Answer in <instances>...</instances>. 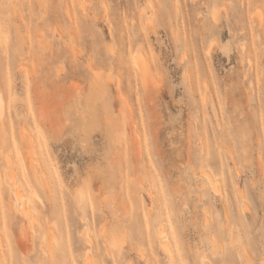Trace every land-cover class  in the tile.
Returning <instances> with one entry per match:
<instances>
[{"label":"rangeland","instance_id":"374dc122","mask_svg":"<svg viewBox=\"0 0 264 264\" xmlns=\"http://www.w3.org/2000/svg\"><path fill=\"white\" fill-rule=\"evenodd\" d=\"M0 82V264H264V0H0Z\"/></svg>","mask_w":264,"mask_h":264},{"label":"bare ground","instance_id":"6f19581e","mask_svg":"<svg viewBox=\"0 0 264 264\" xmlns=\"http://www.w3.org/2000/svg\"><path fill=\"white\" fill-rule=\"evenodd\" d=\"M260 15H259V17H263V15H261L262 13H259ZM261 17V18H262ZM262 20H263V18H262ZM213 45V44H212ZM211 45V46H212ZM210 46V47H211ZM209 47V49H208V51L210 52L213 48H210ZM213 47V46H212ZM212 52V51H211ZM210 52V53H211ZM145 55H143L141 52H138L136 55H135V64L137 65V68L139 69V72H140V76H141V79H142V81H143V83L145 84L146 83V79H147V77H148V74L150 73H148V71H150V70H148V68H149V66L147 67V65L148 64H146V62H145V57H144ZM150 76V75H149ZM3 82V81H2ZM5 88H4V86L1 84V82H0V112H2V110H3V113L5 112L4 111V102H5V100L6 99H4V95H5ZM2 115V114H1ZM4 115V114H3ZM2 115V116H3ZM130 115V114H129ZM132 116V115H131ZM1 117V116H0ZM135 125V124H134ZM134 128H135V126H134ZM137 130V129H136ZM11 156H12V154H10ZM9 155V157H11ZM8 160H9V158H7ZM14 158L12 157V160H13ZM7 163H8V165L10 166V170H12V172H11V174L10 175H8L7 176V178L9 179V183H10V185H12V190L14 191V193H15V195L16 194H21L22 195V198H23V201L21 200V198H19L18 199V196L16 195V198H17V200H19V201H22L20 204H19V206H16L17 207V209L20 211V213L27 219V220H29L28 222L30 223V220H32L33 221V219H35L34 218V212H33V207H32V204H31V201H30V196H29V194L28 193H25V195L23 194V193H21V192H19V191H21V190H19L18 191V189H17V187L16 186H18L19 184H21L22 183V181H21V178H19V176H18V178H19V181L18 182H21V183H19L18 184V182H17V185H15V187H13L14 186V183H15V181H14V178H15V173L16 172H14L16 169V166H14V164H13V162H12V164H11V162H8L7 161ZM14 170V171H13ZM17 171V170H16ZM19 175V174H18ZM206 176L208 177V180H209V182L213 185V187H216V184H215V179H214V177L211 175V174H209L208 172L206 173ZM22 186V185H21ZM24 186V185H23ZM22 186V188L24 189V187ZM19 187H20V185H19ZM24 190H26V188L24 189ZM27 192V191H26ZM18 194V195H19ZM24 196V197H23ZM18 205V204H17ZM31 221V222H32ZM33 223V222H32ZM163 227V226H162ZM161 227V228H162ZM23 231V233H24V231L25 230H22ZM158 231V230H157ZM166 231H168V230H166ZM28 234H27V233ZM25 232V236H28L27 238H24L25 236L23 235L22 237L23 238H21V239H19L17 242H16V245H17V251H19V252H24V250L26 249V248H28V247H30V245L31 244H29V242H31L32 241V238H31V234H30V231L28 230V231H26ZM164 232H165V230H164V228L163 229H160L159 230V232H158V234H159V236H160V246L162 247V249L165 251V252H167V253H170V255H171V260H173L175 257L173 256L174 255V253H173V249H172V244L170 243L171 241H169L168 239H164L165 237V235L166 234H164ZM30 234V235H29ZM157 234V235H158ZM170 234V233H169ZM169 237H171V236H169ZM29 238H30V241H29ZM172 238V237H171ZM170 238V239H171ZM24 239H27L26 241L28 242V243H26L25 244V240ZM29 244V245H28ZM28 245V246H27Z\"/></svg>","mask_w":264,"mask_h":264}]
</instances>
